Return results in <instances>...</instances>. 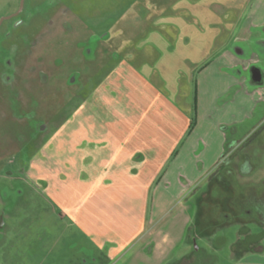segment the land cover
Segmentation results:
<instances>
[{
	"label": "rangeland",
	"instance_id": "374dc122",
	"mask_svg": "<svg viewBox=\"0 0 264 264\" xmlns=\"http://www.w3.org/2000/svg\"><path fill=\"white\" fill-rule=\"evenodd\" d=\"M20 2L0 0V19L18 10ZM262 10L264 0H25L18 18L26 24L16 28L14 20H6L0 25V55L13 54L10 68L0 59V264H167L162 260L168 254V264H189V257H194L191 264H264V251L237 257L246 252L241 239L247 246L256 242L247 238L246 226L251 234L262 232L255 222L202 230L193 227V221L187 239L180 238L182 218L165 225L187 201L198 205L200 192L212 187L208 181L200 194H186L153 222L155 234L144 231L122 255L112 258L108 246L101 247L102 238L86 233L70 212L69 196L74 194L75 204L83 207L88 186L71 181L73 171L60 166L54 149L61 128H85V119L76 125L70 118L100 89L103 63L126 59L142 67L146 78L193 120L195 83L190 69L196 63L198 71L232 53L241 72L235 76L251 84L253 74V86L262 92L264 22H255ZM237 105L233 103V110ZM256 105L254 128L264 121V109ZM215 110L209 118L212 124L236 113L221 106ZM198 135L206 145L203 156L212 159L222 134L203 129ZM263 176L264 166L255 177ZM219 177L215 167L209 179L214 183ZM60 179L66 202L56 189ZM239 180L245 178L239 175ZM202 199L203 209L219 208ZM111 234L115 239L117 232ZM149 240L158 251L144 250ZM153 243L164 247L160 250ZM170 243L175 248L168 252Z\"/></svg>",
	"mask_w": 264,
	"mask_h": 264
},
{
	"label": "crops",
	"instance_id": "0c3cea01",
	"mask_svg": "<svg viewBox=\"0 0 264 264\" xmlns=\"http://www.w3.org/2000/svg\"><path fill=\"white\" fill-rule=\"evenodd\" d=\"M262 12L255 22H264V10ZM198 66L196 63L190 69L193 73L190 80L195 83L194 120L146 78L140 71L142 67L124 59L103 63L100 89L87 97L84 110L71 116L76 125L85 119V128L70 127L69 132L61 128L55 136L54 149L59 152L56 158L60 166L71 168V181L88 186L83 207L75 204L74 194L69 196L73 208L70 212L86 233L102 238L101 247L108 246L106 252L112 258L122 255L144 231L155 234L158 228H152L151 224L169 213L167 209L178 199L194 192L201 193L197 196L198 205L187 201L182 210L173 211L171 218L164 221L165 225L174 224L182 218L180 238L187 239L193 221V227L202 230L234 221L255 222L262 227V232L251 234L246 226L247 238H256V242L247 246L245 239H241L246 252L237 257L242 258L250 251H264V210H253L251 203L259 198L264 201V176L255 177L264 166V143L244 147L245 156L241 162L246 172L241 176L245 180L239 177L235 180L227 166L233 148L238 143L243 144L245 137L254 130L255 103L264 109V102L259 103L264 100V90L262 93L253 86V74L251 84L235 76L241 72L236 71L237 58L232 53L220 55L197 71ZM261 84L264 86V77ZM233 103H238L234 110ZM217 106L236 113L212 124L209 118ZM203 129L222 134V141L210 160L203 156L206 145L198 138V132ZM215 167H218L220 180L213 183L209 175ZM222 178H226L228 184ZM206 181L212 183V187L200 192ZM62 182H58L56 189L64 201L63 196L68 195L64 194ZM198 183L200 186L190 193ZM235 183L244 185L248 191L249 200L245 210H241L244 216L233 210L203 209L202 198L203 202L208 199L213 206L221 201L224 208H230ZM111 232H117L115 239L111 238ZM192 239L196 242L194 233ZM153 244L160 250L164 247ZM171 245L165 250H173L175 245ZM255 245L260 249H255ZM151 247L150 244L143 248L158 251ZM168 255L162 263H169L171 257ZM193 259L189 257L187 262L191 264Z\"/></svg>",
	"mask_w": 264,
	"mask_h": 264
},
{
	"label": "flooded vegetation",
	"instance_id": "af4514ba",
	"mask_svg": "<svg viewBox=\"0 0 264 264\" xmlns=\"http://www.w3.org/2000/svg\"><path fill=\"white\" fill-rule=\"evenodd\" d=\"M56 1L59 2V0H56ZM21 4H22V0L20 2V7L18 10L15 9L10 14H8L7 16H4L3 18H1L0 19V25H2L6 20H14L13 24L16 28H18L22 25H25L26 21H24L21 18H18L19 15L25 9V0L23 2L22 7H21ZM9 35H11L10 32H8L6 36H9ZM12 55L13 54H11V51L10 52H8V51L3 52L0 55V59H2L4 61V64H6V68H10V66L13 65ZM76 81H77V78L75 79L74 83H76ZM22 113H24V112H22ZM243 141H244L243 144L238 143L233 148V150L230 153L231 154L230 162L227 165L235 180L239 177V175L241 176L242 174H244L246 172L244 169V166H243V162H241V160L245 156L244 155V147L246 145H249V144L261 145L264 143V121L262 123H260L258 126H256L254 128L253 132L250 133L249 135H247ZM233 186L235 188V192H234V196H233V201L231 203V207L230 208H224L223 204L221 202H219V206H218L219 208L218 209L219 210H233L238 215L244 216L243 211H241V210H245V205L249 200L247 198L248 197L247 196L248 191H246V187L244 185H240L239 183H235ZM251 203H252V206L254 207L253 210H260V211L264 210V201L262 199H260V198L256 199L255 202H251ZM258 213H260V212H258ZM260 217H261V215L258 214V218H260Z\"/></svg>",
	"mask_w": 264,
	"mask_h": 264
},
{
	"label": "water",
	"instance_id": "95a60500",
	"mask_svg": "<svg viewBox=\"0 0 264 264\" xmlns=\"http://www.w3.org/2000/svg\"><path fill=\"white\" fill-rule=\"evenodd\" d=\"M23 2H24V0H22V4H21V7L23 6ZM74 79V78H73ZM196 243V242H195Z\"/></svg>",
	"mask_w": 264,
	"mask_h": 264
}]
</instances>
